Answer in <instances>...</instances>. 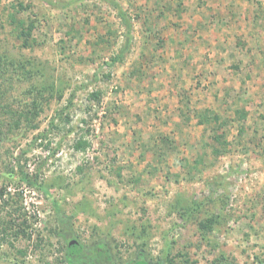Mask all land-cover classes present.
Segmentation results:
<instances>
[{
  "label": "rangeland",
  "instance_id": "rangeland-1",
  "mask_svg": "<svg viewBox=\"0 0 264 264\" xmlns=\"http://www.w3.org/2000/svg\"><path fill=\"white\" fill-rule=\"evenodd\" d=\"M115 1L0 0V264H264V0Z\"/></svg>",
  "mask_w": 264,
  "mask_h": 264
},
{
  "label": "trees",
  "instance_id": "trees-1",
  "mask_svg": "<svg viewBox=\"0 0 264 264\" xmlns=\"http://www.w3.org/2000/svg\"><path fill=\"white\" fill-rule=\"evenodd\" d=\"M106 1L109 2L116 9L117 15L120 18L121 22L123 23V25L125 27V31H126V33H125V36H126L125 39L126 40H125L124 47H121V49L119 50V53L115 57L111 58L110 63L108 64L110 66H113L116 62H120L123 59L124 54L129 49V43H130L131 36H132L131 35V21H130L129 16L123 10V8L121 7V5L119 3H117L115 0H106ZM20 6H22V3L20 4ZM30 33H31V27H29L27 29V35H30ZM91 97L95 100H98L99 93H97V92L92 93ZM198 120H200V119H198ZM76 148L77 149L85 148V143H83V142L78 143ZM21 174L22 175L20 178L23 182H26L27 184H30V185L37 186V181L35 180L36 178H31L27 175H24V173H22V172H21ZM208 200H210V199H208ZM177 203H178V209H184L186 211V214H191L193 211H197L198 207L200 205L201 206L204 205V203L200 204L197 201H195L192 205H188V204L183 205L179 201H177ZM186 216H188V215H186ZM62 224H64V223H62ZM213 225H214V216L207 217L204 220L198 222L199 228L204 230V231L211 230ZM64 231H65V233H64ZM61 236L65 239L66 244H67V261L68 262H71L72 258H74V257L81 256L84 258L85 255L87 254L89 257V260L92 263H95V264H113L111 256H110L108 250L106 249V247H104L105 246L104 244L99 243L97 245H94V247L92 249H90L84 253L83 247L81 245H79L78 242H76L75 237L73 235H71V233H68L66 231V229H64L63 232H61ZM129 264H149V263H147L142 257L139 256L133 262H131Z\"/></svg>",
  "mask_w": 264,
  "mask_h": 264
},
{
  "label": "crops",
  "instance_id": "crops-1",
  "mask_svg": "<svg viewBox=\"0 0 264 264\" xmlns=\"http://www.w3.org/2000/svg\"><path fill=\"white\" fill-rule=\"evenodd\" d=\"M187 1H188V0H187ZM187 1H185V4L187 3ZM190 3H191V7H189V8H192V9H191L192 11H191V12H189V13H192V12H193V10H194V6L192 7V1H190ZM188 6H189V5H188ZM197 6H198V7H197L195 10H197V14H198V11H199V12H201V11H200V10H201V8H199L200 6H199L198 4H197ZM207 6H209V5L207 4ZM176 8H177V7H174V9H176ZM187 11H188V9H187ZM175 12H176V11H175ZM175 12H174V13H175ZM190 33H192V34H193V32H190Z\"/></svg>",
  "mask_w": 264,
  "mask_h": 264
},
{
  "label": "flooded vegetation",
  "instance_id": "flooded-vegetation-1",
  "mask_svg": "<svg viewBox=\"0 0 264 264\" xmlns=\"http://www.w3.org/2000/svg\"><path fill=\"white\" fill-rule=\"evenodd\" d=\"M77 246V245H76ZM78 257H81V256H78ZM82 258V257H81ZM84 259V258H83Z\"/></svg>",
  "mask_w": 264,
  "mask_h": 264
}]
</instances>
